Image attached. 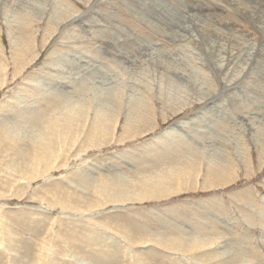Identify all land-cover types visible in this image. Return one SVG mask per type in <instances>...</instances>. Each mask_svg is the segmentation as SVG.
I'll use <instances>...</instances> for the list:
<instances>
[{
	"label": "rangeland",
	"instance_id": "374dc122",
	"mask_svg": "<svg viewBox=\"0 0 264 264\" xmlns=\"http://www.w3.org/2000/svg\"><path fill=\"white\" fill-rule=\"evenodd\" d=\"M263 11L0 0V264H264Z\"/></svg>",
	"mask_w": 264,
	"mask_h": 264
},
{
	"label": "bare ground",
	"instance_id": "6f19581e",
	"mask_svg": "<svg viewBox=\"0 0 264 264\" xmlns=\"http://www.w3.org/2000/svg\"><path fill=\"white\" fill-rule=\"evenodd\" d=\"M174 1H175V0H174ZM129 2H130V1H129ZM257 2H258V1H257ZM132 3H133V2H132ZM137 3H138V2H137ZM174 3H175V2H174ZM233 3H235V2H233ZM130 4H131V3H130ZM140 4H141V3H140ZM140 4H139V5H140ZM157 4H158V2H157ZM159 4H160V3H159ZM175 4H176V3H175ZM251 4H252V3H251ZM251 4H250V5H251ZM135 5H136V4H135ZM172 5H173V4H172ZM177 5H179V3H177ZM254 5H255V4H254ZM174 6H175V5H174ZM255 6H256V5H255ZM132 7H133V6H132ZM249 7H250V6H249ZM251 7H252V5H251ZM101 8H102V7H101ZM142 8H143V7H142ZM176 8H177V7H176ZM262 8H263V7H262ZM143 9H144V8H143ZM146 9H148V8H146ZM135 10H136V8H135ZM148 10H149V9H148ZM252 10H253V9H252ZM261 10H262V9H261ZM144 11H145V9H144ZM158 11H159V10H158ZM172 11H173V10H172ZM257 11H258V10H257ZM263 12H264V11H263ZM142 13H143V12H142ZM199 13H203V11H199ZM208 13H210V12H208ZM212 13H213V12H212ZM247 13H248V12H247ZM260 13H261V12H260ZM162 14H163V13H162ZM169 14H170V13H169ZM171 14H172V13H171ZM255 14H256V13H255ZM255 14H254V15H255ZM261 14H262V13H261ZM153 15H154V14H153ZM160 15H161V14H160ZM174 15H175V14H174ZM174 15H173V16H174ZM204 15H205V13H204ZM214 15H215V14H214ZM175 16H176V15H175ZM178 16H179V15H177L176 17H178ZM210 16H211V15H210ZM210 16H209V17H210ZM212 16H213V15H212ZM212 16H211V17H212ZM250 16H251V15H250ZM259 16H260V15H259ZM147 17H148V16H147ZM211 17H210V18H211ZM219 17H221V16H219ZM222 17H224V16H222ZM252 17H253V16H252ZM153 18H154V17H153ZM205 18H206V17H205ZM210 18H209V19H210ZM214 18H216V17H214ZM217 18H218V16H217ZM157 19H158V18H157ZM160 19H161V17H160ZM218 19H219V18H218ZM220 19H221V18H220ZM220 19H219V20H220ZM253 19H254V18H253ZM255 19H256V18H255ZM255 19H254V20H255ZM158 20H159V19H158ZM169 20H170V19H169ZM177 20H178V19H177ZM224 20H225V19H224ZM171 21H172V19H171ZM178 21H180V20H178ZM217 21H218V20H217ZM221 21H222V20H221ZM256 21H257V19H256ZM181 22H182V21H181ZM200 22H201V20H200ZM209 22H210V21H209ZM218 22H220V21H218ZM218 22H217V23H218ZM165 23H166V22H165ZM168 23H169V22H168ZM213 23H214V22H213ZM215 23H216V20H215ZM220 23H221V22H220ZM220 23H219V24H220ZM224 23H225V21H224ZM259 23H260V22H259ZM126 24H127V23H126ZM130 24H131V23H130ZM198 24H199V23H198ZM202 24H203V23H202ZM168 25H169V24H168ZM177 25H179V24H177ZM199 25H200V24H199ZM206 25H207V24H206ZM208 25H209V24H208ZM208 25H207V26H208ZM220 25H221V24H220ZM220 25H219V26H220ZM224 25H225V24H224ZM256 25H257V24H256ZM258 25H259V24H258ZM209 26H210V25H209ZM209 26H208V27H209ZM222 26H223V23H222ZM229 26H230V25H229ZM171 27H173V25H172ZM171 27H170V28H171ZM203 27H204V26H203ZM208 27H206V28H208ZM210 27H211V26H210ZM210 27L207 29L208 31L206 30L207 33H210V32H209ZM224 27H225V26H224ZM257 27H258V26H257ZM162 28H163V26H162ZM198 28H199V27H198ZM198 28H196V29L199 30ZM220 28H221V27H220ZM231 28H232V27H231ZM231 28H229V29H231ZM243 28H244V27H243ZM259 28H261V27H259ZM163 29H165V28H163ZM202 29H204V28H202ZM225 29H226V28H225ZM227 30H228V29H227ZM238 30H239V29H238ZM241 30H243V29L241 28ZM241 30H240V31H241ZM254 30H255V29H254ZM164 31H165V30H164ZM171 31H172V30H171ZM171 31H170V32H171ZM183 31H184V29H183ZM231 31H232V30H231ZM235 31H236V30H235ZM235 31H233V32H235ZM244 31H245V30H244ZM257 31H258V30H257ZM260 31H261V30H260ZM162 32H163V31H162ZM214 32H218V29L216 28V30H215ZM252 32H253V31H252ZM92 33H93V32H92ZM133 33H134V32H133ZM218 33H220V35H218V36L215 38V39H217V40H216L217 42L214 43V46L217 47L218 50L221 52V51L224 49L223 46H224V44L226 43L227 40H226V38H225L223 35H221V32H218ZM235 33H236V32H235ZM243 33H244V32H243ZM243 33H242V34H243ZM259 33H260V32H258V34H259ZM144 34H145V33H144ZM229 34H230V33H229ZM231 34H232V33H231ZM261 34H262V31H261ZM177 35H178V34H177ZM211 35H212V34H211ZM214 35H215V34H214ZM243 35H244V34H243ZM255 35H256V34H255ZM166 36H167V35H166ZM186 36H187V35H186ZM215 36H216V35H215ZM238 36H239V34H238ZM142 37H143V36H142ZM231 37H232V39L234 38L233 36H231ZM236 37H237V36H236ZM240 37H241V38H244V37H242V36H240ZM254 37H256V36H254ZM148 38H149V37H148ZM241 38H240V40H241ZM245 38H246V37H245ZM257 38H258V36H257ZM173 39H174V38H173ZM198 39H199V38H198ZM209 39H210V38H208L207 40H209ZM227 39H229V38L227 37ZM246 39H247V38H246ZM246 39H244V40H246ZM249 39H250V37H249ZM251 39H252V38H251ZM122 40H123V39H122ZM229 40H230V39H229ZM198 41H199V40H198ZM237 41H238V40H237ZM242 41H243V40H242ZM247 41H250V40H247ZM252 41H253V40H252ZM114 42H115V40H114ZM165 42H166V41H165ZM167 42H168V41H167ZM194 42H195V41H194ZM228 43H229V42H227L226 44H228ZM240 43H241V42H240ZM242 43L244 44V42H242ZM248 43H250V42H248ZM233 44H235V43H233ZM251 44H253V43H251ZM197 45H198V44H197ZM211 45H212V42H211ZM228 45H229V44H228ZM230 45H232V42H230ZM148 46H149V45H148ZM235 46H236V45H235ZM240 46H241V45H240ZM249 46H250V45H249ZM116 47H117V46H116ZM224 47H225V46H224ZM232 47H233V46H230V48H232ZM251 47H252V46H251ZM258 47H259V45H258ZM262 47H263V45H262ZM227 48H228V47H227ZM233 48H234V47H233ZM235 48H236V47H235ZM253 48L255 49V47H253ZM154 49H155V48H154ZM207 49H208V48H207ZM242 49H243V48H242ZM258 49H259V48H258ZM209 50H210V49H209ZM212 50H213V49H212ZM256 50H257V48H256ZM256 50H255V51H256ZM114 51H115V50H114ZM248 51H251L250 48H249ZM115 52H116V51H115ZM244 52H246V51H244ZM257 52H259V51L257 50ZM146 53H147V52H146ZM250 53H251V52H250ZM259 53H260V52H259ZM202 54H203V53H202ZM236 54H237V53H236ZM248 54H249V53H248ZM251 54H252V53H251ZM252 55H254V54H252ZM260 55H261V53H260ZM155 56H156V55H155ZM231 56H232V55H231ZM240 56H241V54H240ZM263 56H264V54H263ZM125 57H126V56H125ZM128 57H129V56H128ZM133 57H134V56H133ZM214 57H215V56H214ZM218 57H219V56H218ZM232 57H234V56H232ZM252 57H253V56H252ZM254 57H255V56H254ZM127 59H128V58H127ZM127 59H126V60H127ZM163 59H164V58H163ZM248 59H250V57H248ZM253 59H254V58H253ZM255 59H256V58H255ZM123 60H124V59H123ZM133 60H135V58H134ZM137 60H138V59H137ZM220 60H221V59H220ZM230 60H234V59H233V58H231V59L229 58V61H230ZM237 60H238V59H237ZM243 60H244V59H243ZM131 61H132V60H130V62H131ZM200 61H201V60H200ZM251 61H252V60H251ZM254 61H255V60H254ZM256 61H257V60H256ZM258 61H259V60H258ZM128 62H129V61H128ZM134 62H135V61H134ZM167 62H168V61H167ZM186 62H187V61H186ZM230 62H231V61H230ZM125 63H126V62H125ZM176 63H177V62H176ZM253 63H254V62H253ZM134 64H136V62H135ZM155 64H156V63H155ZM239 64H240V63H239ZM258 65H259V64H258ZM263 65H264V64H263ZM156 66H157V65H156ZM159 66H160V65H159ZM177 66H178V65H177ZM252 67H253V66H252ZM157 68H158V67H157ZM160 68H161V67H160ZM243 68H244V67H243ZM101 69H102V68H101ZM129 69H130V68H129ZM178 69H179V68H178ZM231 69H232V68H231ZM231 69H230V70H231ZM246 69H247V68H246ZM251 69H252V68H250V69L247 70V71H250ZM253 69H254V68H253ZM255 70H257V68H256ZM258 70H259V69H258ZM112 71H113V70H112ZM112 71H111V72H112ZM231 71H232V70H231ZM231 71H230V72H231ZM244 71H245V70H244ZM251 71H252V70H251ZM153 72H154V71H153ZM99 73H100V72H99ZM105 73L107 74V72H105ZM154 73L156 74V72H154ZM154 73H153V74H154ZM168 73H169V72H168ZM227 73H229V71H228ZM231 73H232V72H231ZM245 73H247V72L245 71ZM153 74H151V75H153ZM155 74H154V75H155ZM164 74H165V73H164ZM262 74H263V73H262ZM108 75H109V74H108ZM165 75H166V74H165ZM176 75H177V74L175 73V76H176ZM155 76H156V75H155ZM238 76H239V75H238ZM243 76H244V75H243ZM159 77H160V76H159ZM177 77H178V75H177ZM263 77H264V76H263ZM262 79H263V78H262ZM259 80H260V79H259ZM197 82H198V81H197ZM193 83H194V82H193ZM189 86H190V85H189ZM230 90H232V89H230ZM188 92H189V91H188ZM232 92H233V91H232ZM232 94H233V93H232ZM225 97H226V96H225ZM233 101H234V100H233ZM236 104H237V103H236ZM233 105H234V104H233ZM219 107H220V105H219ZM224 109L227 110L226 108H224ZM213 110H214V109H213ZM218 110H219V109H218ZM216 112H217V110H216ZM208 113H209V112H208ZM212 113H214V112H212ZM214 114H215V113H214ZM217 114H218V113H217ZM204 115H205V114H204ZM212 115H213V114H212ZM217 116H218V115H217ZM219 116H220V114H219ZM204 117H205V116H204ZM212 117H213V116H212ZM221 117H222V116H221ZM209 118H210V115H209ZM241 119H242V117H241ZM206 120H207V119H206ZM214 120H215V118H214ZM192 121H193V120H192ZM199 121H200V120H199ZM194 122H195V121H194ZM200 122H201V121H200ZM200 122H199V123H200ZM214 122H215V121H214ZM196 124H197V122H196ZM200 124H201V123H200ZM203 124H205V123H203ZM211 124H212V123H209V125H211ZM209 125L207 126V124H206L205 126L209 127ZM202 126L204 127V125H202ZM216 126H217V122H216ZM203 127H202V129H203ZM212 127H213V126H212ZM214 127H215V126H214ZM215 128H216V127H215ZM244 128H245V127H244ZM253 128H255V127H253ZM205 129L208 130L206 127H205ZM193 130H194V129H193ZM210 130H211V129H210ZM198 131H199V130H198ZM198 131H197V132H198ZM210 132H211V131H210ZM210 132H209V133H210ZM195 133H196V132H195ZM200 133H201V132H200ZM175 134H176V132H175ZM197 134H198V133H197ZM202 134H203V133H202ZM204 134H206V133H205V130H204ZM204 134H203V135H204ZM178 135H179V134H178ZM194 136H195V135H194ZM209 137H210V136H209ZM182 140H183V139H182ZM197 140H198V139H197ZM205 140H206V139H205ZM208 140H209V139H208ZM255 141H256V140H255ZM203 143H204V142H203ZM208 147H209V145H208ZM214 153H215V152H214ZM213 155H214V154H213ZM183 164H184V163H183ZM181 165H182V164H181Z\"/></svg>",
	"mask_w": 264,
	"mask_h": 264
}]
</instances>
